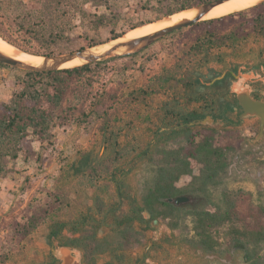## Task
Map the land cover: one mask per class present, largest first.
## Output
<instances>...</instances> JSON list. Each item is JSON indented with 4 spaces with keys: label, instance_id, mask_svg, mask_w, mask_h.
<instances>
[{
    "label": "rangeland",
    "instance_id": "obj_1",
    "mask_svg": "<svg viewBox=\"0 0 264 264\" xmlns=\"http://www.w3.org/2000/svg\"><path fill=\"white\" fill-rule=\"evenodd\" d=\"M156 5V0H0V34L11 43L1 37L0 39L27 54L33 55L24 50L43 51L46 44L38 36L26 31V28L41 18L45 20V16H51L54 25L64 35V38L51 46V50L54 54L72 52L81 46L87 47L84 46L85 39L99 44L110 40L112 32L124 35L135 23L156 22L164 17L161 8ZM96 15H105L109 22L95 29L92 20ZM34 27L39 29L37 25ZM188 32L185 29L171 37L158 39L141 49V52L138 51V55L114 59L106 63L103 69H95L92 74L74 83L63 104L66 109H59L54 114V126L50 136L42 140L29 130L31 152L28 158L24 160L19 155L16 159L7 156L0 159V260L6 258L3 264H60L59 248L53 249L47 239L48 218L42 220L26 236L19 232L20 224L37 208L43 206L53 209L57 204L56 193H67L69 204L62 210L63 219L70 216L73 218L79 214L78 211H85L91 206L96 190L104 201L113 203L116 191L112 182H107L103 177L90 180V175L83 178L82 175L75 178L66 176L64 182L57 179L61 170L72 171L71 166L77 161V153L80 151L89 153L94 163L111 157V168L106 171H113V150L110 151L111 147L107 146L100 130L104 107H98L97 112L86 120L81 118L80 110L88 111L89 97L95 92H112V98L106 95L107 100L110 98L106 105L113 107L111 112H119L114 128L122 131L118 138L120 144L126 142L134 133L127 127L126 121L135 114L131 109L133 105H127L128 93L140 86L153 88L156 77L163 69L177 65V58L181 55ZM224 53L223 63H210L201 68L202 82H207L226 69H232L234 74L241 72L246 75L235 77L238 89L245 88L264 99V39H248L237 50H224ZM194 66L195 64L187 63L183 70H192ZM15 68L9 65L0 67V102H9L19 89L17 79L22 73L17 70L19 68ZM226 81L229 91L227 100L231 105L229 119L232 123L199 124L193 127V131H196V140L211 128L219 133L239 134L224 182L213 190V197L218 200L221 188L225 187L237 199L238 211L243 216L247 208L260 207L264 210V130L259 135L258 118L241 114L242 109L236 101V93L232 90L235 79L227 76ZM178 95L181 94L175 93L174 89H165L146 96L144 106L139 111L145 119L140 123L145 133L143 149L148 137L147 119L156 121L158 126L160 104ZM133 108L136 109L135 106ZM111 122L110 129L113 130V118ZM134 123L137 124L138 120ZM183 143L169 142L161 147L173 148ZM128 165L132 166L126 178L131 194L140 197L144 181L151 176L153 166L146 161H131ZM103 167L104 164L99 169ZM197 172L198 166L194 169V173ZM190 179V176L183 175L176 184L183 187ZM102 187H106V195L99 190ZM158 223L157 227L145 231L138 248L130 249L131 257L141 254L147 245L150 246L156 240L162 247L151 251L150 264H246L242 250L229 242L224 229L213 233L217 242L214 252L203 253L189 247L182 240L183 233L188 236L192 234L190 218L186 219L180 230L174 231L173 237L170 236L171 230L166 226V220L158 218ZM103 232L101 229L99 235ZM259 255L264 257V244ZM76 256L78 258L79 254ZM52 257H55L56 262L51 263ZM102 261L100 258L98 264H102ZM73 264H78L77 260Z\"/></svg>",
    "mask_w": 264,
    "mask_h": 264
},
{
    "label": "trees",
    "instance_id": "obj_2",
    "mask_svg": "<svg viewBox=\"0 0 264 264\" xmlns=\"http://www.w3.org/2000/svg\"><path fill=\"white\" fill-rule=\"evenodd\" d=\"M206 1L210 0H156V6L161 8L162 14L166 16ZM92 22L97 29L109 20L105 15H96ZM143 24L145 23H135L131 29ZM34 25L39 26V29H35ZM185 29L189 32L183 43L181 55L177 58V65L163 69L156 77L153 88L146 89L140 86L128 93L127 105L132 104L136 109L132 106L135 114L126 121L127 127L134 131L126 142L120 144L118 138L122 131L120 128L117 130L114 128L119 112L117 110L111 112L113 107L106 105L110 99L107 100L106 95L112 98L114 96L112 92H95L89 97L88 111L80 110L81 118L86 120L97 112L98 107H104L100 130L107 146L111 147L110 151L113 150V171H106L107 168H111V157L94 163L89 153L80 151L77 153V161L71 166L72 171L61 170L57 179L63 181L66 176L75 178L82 175L83 178L90 175V180H99L103 177L109 182L112 181L113 175V187L116 191L113 203L104 201L96 190L91 206L85 211H78L79 214L73 218L70 216L63 219L62 210L69 204L67 193H56L57 204L53 209L41 206L20 224L19 232L22 235H28L42 220L48 218L47 239L50 245L75 248L81 251L83 264H96L100 254H110L121 261L127 251L141 244L140 238L143 235L135 227V222L148 225L149 219L160 217L166 220L168 228L174 231L180 230L186 219L190 218L192 234L188 236L187 233H183L182 240L193 248L214 252L217 242L213 233L224 229L229 242L242 250L246 264H264V257L259 255L264 244V210L260 207L247 208L242 216L238 211L237 199L225 187L221 188L218 200L213 197V190L222 185L231 164V156L239 141L237 132L219 133L211 128L194 142L193 136L188 134V127L180 131L173 130L172 135L178 133L184 135L185 142L173 148L157 149L156 156L163 164L153 166L151 176L144 181L140 197L131 194L126 178L132 166L128 163L146 155V150L142 147L145 140L144 127L142 128L140 124L145 119L139 113L146 96L160 90L174 89L175 93L186 97L187 103L202 102V99L206 102V106L198 108L195 114L190 115L189 120H199L209 115L219 121L218 123H232L229 119L231 105L227 100L229 92L227 76L206 85L201 81L200 70L210 63H223L224 50H237L248 39H264V2L247 9L201 20L174 30L159 40ZM26 31L38 36L46 45L43 51H24L41 56L54 54L51 46L64 38L62 30L54 25L51 16H45V20L42 18L37 20L27 27ZM120 36L112 32L110 38ZM0 37L11 43L2 34ZM85 41L84 46H91L96 42L87 39ZM140 52L55 71L17 69L22 73L17 79L19 89L9 102H0V159L4 156L16 159L21 155L26 160L31 152L29 130L42 140L50 136L54 126V114L59 109H66L63 108V104L74 83L80 82L95 69H103L106 63L114 59L131 58ZM187 63L195 64L194 68L183 70ZM4 66L8 65L0 62V67ZM112 118L113 130L110 129ZM136 119L138 125L134 123ZM102 164L104 167L99 169ZM197 166L198 172L194 173ZM183 175H188L191 179L185 186L178 187L176 182ZM99 190L103 195L107 194L106 187ZM180 194L189 195L192 201L177 206L166 200ZM145 214L149 217H145ZM103 216L104 221L100 223ZM102 225L108 227V232L99 237L98 230ZM64 230L68 231L67 235L63 234ZM170 236L173 237L174 234L171 233ZM165 240L169 241L168 238ZM5 261L6 258L1 259L0 264ZM106 264L112 262L108 261Z\"/></svg>",
    "mask_w": 264,
    "mask_h": 264
},
{
    "label": "water",
    "instance_id": "obj_3",
    "mask_svg": "<svg viewBox=\"0 0 264 264\" xmlns=\"http://www.w3.org/2000/svg\"><path fill=\"white\" fill-rule=\"evenodd\" d=\"M224 1L227 0H210L192 6L191 8L185 9V10H190V9L195 10V13L191 17L180 18L176 21H173L167 25H164L158 29H155L151 32L145 33L140 36L122 39V37L125 35L124 34L121 35L120 37L110 39L106 42L87 46L72 52L58 53V54H52L46 56L36 55L42 58L41 62L38 64H33L28 61L19 59L1 50H0V62L22 70L45 72V71H55L64 68L76 67L109 57L127 56L140 51L144 47L152 44L153 42L157 41L164 35L174 30L190 26L193 23L199 22L201 20L209 19V18H204V15L208 13L214 6ZM262 2H264V0H259L249 7H252ZM249 7H246L244 9H247ZM171 15L172 14L166 15L157 21L165 19ZM105 46L108 47L104 48ZM98 48H102V49L100 51H97ZM75 58L81 59L82 62L70 67L63 66V64ZM239 75L246 76L241 72H238V74H234L235 77H238ZM222 77L223 74L217 76L216 79H221ZM232 86H233L232 90L236 93L237 103L242 108L241 114L243 116H254L259 119V135H261L264 130V100L253 99L250 95V92L245 88L241 87L238 89V84L236 81L233 83ZM198 122L201 124H208V123H218L219 121L214 120L211 116L208 115L205 118L199 120ZM166 200L177 206L192 201L191 197L186 194H180L175 197H168ZM73 254H75V256ZM76 254H78L76 250H73L66 246L60 247L59 248V258L61 260L60 264H73L77 260Z\"/></svg>",
    "mask_w": 264,
    "mask_h": 264
},
{
    "label": "flooded vegetation",
    "instance_id": "obj_4",
    "mask_svg": "<svg viewBox=\"0 0 264 264\" xmlns=\"http://www.w3.org/2000/svg\"><path fill=\"white\" fill-rule=\"evenodd\" d=\"M221 74H223V77L231 76L235 79V81L237 80V78H235V76H234L233 70L232 69H226L222 73L215 75V77L214 76L211 77L209 79L210 81H207L205 83L202 82V83L209 85L216 80L217 76H219ZM227 89H228V87H227ZM208 95H209V92H208ZM208 95L206 96L207 99L209 98ZM250 95L255 100H264L263 98L261 99L259 96H256L255 94H253L251 92H250ZM178 96H180L181 98ZM178 96L172 97L173 99L171 98L170 100L164 101L160 104V114L158 116V118H159L158 121L160 122V124L158 126L156 125V121H152V120H150V118L147 119L148 124H146V134L148 135V137L146 138V143L144 146V149L146 150V155L144 158H141V159L136 158L133 161H136V162L137 161H146L147 164H151L152 166L157 165V164H163V161L158 159V157L155 155L157 149H160V148L161 149L162 148L167 149L166 147H161V146L165 145L169 142L170 143H175V142L179 143L181 141L185 142V136L181 135L179 133L177 135H172L173 130L180 131V130L186 129L188 127L189 128L188 134L190 136L191 135L193 136L194 142L197 141L196 140L197 134H196V131H193V127L201 124L198 122L201 119L189 120V118H190V115L192 113L195 114V112L197 111L198 108H204L206 106V102L204 99H202L201 100L202 102L192 101V102L187 103L186 97L183 94L178 95ZM236 101H237V99H236ZM190 105H193V106L190 108ZM176 107H178V108L176 109ZM206 116H208V115H206ZM205 117H203V118H205ZM258 121H259V119H258ZM152 123H154L155 125H152ZM211 124L212 123L207 124V125H211ZM202 125H206V124H202ZM111 182L113 184V176H112ZM144 216L147 218L149 217L147 214H145ZM102 221H104V216L101 218L100 223H102ZM134 225L138 230H140L141 234L144 236V233L146 230H148L152 227H157L159 225V223H158V218H153V219H149L148 225L139 224L137 222H135ZM166 226H167V221H166ZM101 229L104 232H103V234L99 235V231ZM174 231H171V233L175 234ZM107 232H108V227L105 225H102V227L98 230V236L102 237ZM63 234L67 235L68 231L64 230ZM140 240H141V238H140ZM140 245L141 244H139L135 247L138 248ZM186 245L193 248L192 246H190L187 243H186ZM51 246L53 249L60 248L56 245L55 246L51 245ZM161 247H162L161 243L159 241L155 240L152 242V244L150 246L147 245L146 249H144V251H142V253L138 254L136 257H131V254L129 252L130 250L127 251L125 253V256L123 257V259L121 261L117 260L116 258H113V255L106 254V253L100 254L97 258L96 264H98V260L100 258L103 259L102 264H106L108 261H111L112 264H150L151 263V258H150L151 257V251L157 250L158 248H161ZM69 248L76 250L78 252L79 256L77 258V262H78V264H83L81 251L79 252L77 249L72 248V247H69ZM194 249H196L200 252H203V253H212V252H204L199 248H194ZM73 255L75 256V254H73ZM54 262H56V259H55V257H52L51 263H54ZM60 263H61V261H60ZM157 264H159V263H157Z\"/></svg>",
    "mask_w": 264,
    "mask_h": 264
},
{
    "label": "bare ground",
    "instance_id": "obj_5",
    "mask_svg": "<svg viewBox=\"0 0 264 264\" xmlns=\"http://www.w3.org/2000/svg\"><path fill=\"white\" fill-rule=\"evenodd\" d=\"M257 1H259V0H227V1H224V2L214 6L208 13H206L204 15V18L218 17V16H222V15L240 10V9H244L246 7L253 5ZM194 13H195L194 9L183 10V11H180L178 13H174L171 16H169L165 19H162L160 21L151 22L149 24H145L142 26L135 27L133 29L128 30L125 33V35L122 37V39L143 35L145 33H148V32H151L155 29H158L164 25H167L173 21H176L180 18L191 17ZM107 47L108 46H105L104 48H107ZM101 49L102 48H98L97 51H100ZM0 50L9 54V55L15 56L19 59L28 61V62L33 63V64H38L42 60L41 57L22 52L16 48L10 46L6 42L2 41L1 39H0ZM81 62H82L81 59L75 58L71 61L66 62L65 64H63V66L64 67H70V66L79 64Z\"/></svg>",
    "mask_w": 264,
    "mask_h": 264
}]
</instances>
